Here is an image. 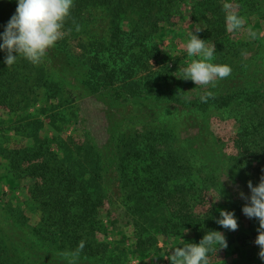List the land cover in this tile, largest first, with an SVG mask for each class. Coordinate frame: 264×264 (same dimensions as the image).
I'll list each match as a JSON object with an SVG mask.
<instances>
[{"label": "trees", "instance_id": "16d2710c", "mask_svg": "<svg viewBox=\"0 0 264 264\" xmlns=\"http://www.w3.org/2000/svg\"><path fill=\"white\" fill-rule=\"evenodd\" d=\"M0 1L16 11V0ZM179 1L74 0L63 31L77 40L75 50L59 40L40 64L21 57L10 67L0 52V118L4 111L10 117L0 120L4 182L25 190L28 201L24 208L8 205L0 218V264H171L164 256L172 248L226 230L216 222L221 210L235 213L237 231L245 228V203L231 202L218 176L247 189L264 176V67L248 63L243 43L232 40L221 0H181L191 5L193 25L200 22L199 38L215 45L213 62L231 73L201 93L173 84L175 63L163 64L173 55L161 58L174 41L159 44L182 9ZM257 2L264 0L250 5ZM97 10L102 36L90 27ZM156 57L162 64L155 67ZM207 91L213 95L202 102ZM38 92L45 98L40 115L22 114ZM80 119L76 139L69 131ZM116 177L119 205L110 199ZM30 202L38 221L26 212ZM127 226L131 237L106 240ZM258 227L250 219L252 233ZM232 232L209 264L232 249ZM238 252L244 257L251 249ZM248 264L264 261L254 255Z\"/></svg>", "mask_w": 264, "mask_h": 264}, {"label": "clouds", "instance_id": "9594fccd", "mask_svg": "<svg viewBox=\"0 0 264 264\" xmlns=\"http://www.w3.org/2000/svg\"><path fill=\"white\" fill-rule=\"evenodd\" d=\"M73 2L74 0H16V11L4 26L3 32H0V52L6 53L4 63L7 67L14 65L21 57L33 65L40 64L48 50L64 37V22L70 15ZM242 24L243 20L237 14L230 13L226 16L228 31H236ZM193 29L196 33L201 31L199 26ZM186 52L188 57L197 59H193L183 69L180 78L191 80L196 86L215 87L218 79H224L231 73L230 66L213 62L215 45L209 46L206 40L199 38L192 30L186 43ZM212 95L211 91H207L200 99L207 102ZM247 186L249 195L239 193L240 198L246 201L242 213L249 219L258 220L255 244L259 246L258 255L261 261H264V176L256 186L251 181ZM216 222L230 231L238 228L237 217L233 211L221 210ZM227 246L222 232L209 230L199 243H184L172 248L167 259L171 264H209V254Z\"/></svg>", "mask_w": 264, "mask_h": 264}, {"label": "rangeland", "instance_id": "374dc122", "mask_svg": "<svg viewBox=\"0 0 264 264\" xmlns=\"http://www.w3.org/2000/svg\"><path fill=\"white\" fill-rule=\"evenodd\" d=\"M221 2L224 4L225 12L226 14L235 13L243 20L242 27L236 31H230V36L232 40L237 44V41H240L243 46L244 52L242 55L244 58L248 61V63L254 64L258 67H264V18L259 14L260 8H262V3H258L256 6L250 5L251 0H221ZM192 3V2H191ZM180 8H182L180 11H177L178 14L174 19L173 25L170 27H167L165 29L164 38L161 37L162 43L159 44V46H166V45H172V42L174 41L175 49L171 51V53L165 51L164 55H162L161 61L165 59L169 54H172V58H168L166 62L163 64H168L171 67L172 63H175L173 66V73H172V79L174 81L173 84H180L184 88L187 89L189 93H201L204 90H207L210 86H201V85H195L194 82L191 80H185L180 78L183 73V69L193 60L197 59V57H188L186 52V43L190 39V33L191 30L194 34H197L200 37V32H195V27L198 26L200 22L192 23L190 11L187 8H190V3L183 4L181 3V0L179 1ZM190 5V6H188ZM187 9V11H186ZM184 10V12L182 11ZM14 10L10 9L7 4L0 1V32H3L4 26L7 24V22L10 20L11 16L14 14ZM102 12L100 10H97L94 14V21L91 23V30H96V33L102 36L104 34V24L100 21L102 18ZM182 15L183 17H181ZM68 35V34H67ZM66 33L64 37L60 40L65 39V43H69L72 47V49L75 50V46L77 44V40L73 39L70 36H67ZM249 42V43H248ZM251 43V44H250ZM248 44V45H245ZM78 52V51H77ZM158 58H153L151 60V63H153V66H158L162 63H157ZM157 64V65H156ZM259 68V67H258ZM217 82V81H216ZM215 82V83H216ZM39 97L36 99L38 100L37 103L32 104L30 107H28L26 110L21 111L22 114L26 113H33L40 115L39 109L43 107V102H45L44 94L38 92ZM43 101V102H42ZM91 105L90 101L85 103V105H81L82 112L86 111L87 108H89ZM2 118L6 121V119H9L7 113L4 111L3 114H1ZM0 118V120H3ZM78 127L74 128L76 130H70L69 134H71L73 137L80 138L82 137L83 127L81 124V119L79 120ZM13 137L15 139L14 135L12 133L9 134V137ZM8 168L6 166L5 159L0 156V218L2 215H6V212L9 213V207L8 205H11L13 207H19L24 208L26 207L25 203L26 201V193L25 190H21V187L17 189H10L6 184L4 180V176L7 174ZM218 181L223 187V185L226 186L229 193L232 195L231 202H235V200L241 199L239 193L243 192L246 196L249 195L248 189L243 187L241 183H235L231 184L228 181H225L224 177L218 176ZM228 182V183H227ZM23 183H26L25 180ZM110 199L111 202L115 205H119L122 203L123 197L121 190L119 188L117 177L116 179H112L110 183ZM236 198V199H235ZM243 200V199H242ZM240 201V203H245L246 201L243 200ZM32 204L29 203L28 207H30ZM244 205V204H243ZM210 205L207 204L205 207L200 208V211H206V209ZM15 208V209H16ZM34 207H30L29 209H26L27 214L32 217L35 221L39 220V214L37 212L31 211ZM244 215V214H243ZM244 221H242V224L245 228H241L240 231L235 230L234 234V242L231 245V248L227 253H221L219 258H217L218 264H235V261L238 264H248L250 257L254 255H258L260 249L259 246L255 244V239L258 234L252 233V231L249 229L250 225V219L244 215L243 217ZM240 226H238L237 229H239ZM114 231H121L119 232H113V234H110V236L107 237V239L104 236H99L101 241H107L113 240V241H119L122 238V234L131 237V228L129 226L122 228V229H115ZM227 232H230V230H224L222 231L223 234H226ZM232 232V231H231ZM233 233V232H232ZM235 243H237V247L235 246ZM160 244L162 246H168V242L161 239ZM171 247V246H168ZM251 249V252H247V254L244 257H241L238 250L239 249ZM168 255L164 256V259L166 261H169L167 259ZM259 256V255H258ZM158 259H146V260H132L130 261V264H151L156 263ZM170 262V261H169Z\"/></svg>", "mask_w": 264, "mask_h": 264}]
</instances>
